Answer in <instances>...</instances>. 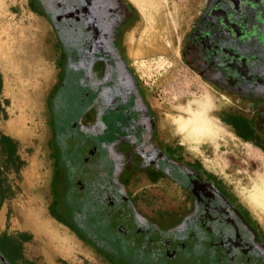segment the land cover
Segmentation results:
<instances>
[{
  "label": "flooded vegetation",
  "instance_id": "1",
  "mask_svg": "<svg viewBox=\"0 0 264 264\" xmlns=\"http://www.w3.org/2000/svg\"><path fill=\"white\" fill-rule=\"evenodd\" d=\"M35 3L59 47L50 111L66 228L106 264H264V239L249 214L213 178L183 164L160 132L123 52L125 2ZM182 56L234 99V134L250 143L264 135V0H203ZM134 174L177 187L175 215H145L128 191ZM21 242L0 233V264L23 263Z\"/></svg>",
  "mask_w": 264,
  "mask_h": 264
},
{
  "label": "rangeland",
  "instance_id": "2",
  "mask_svg": "<svg viewBox=\"0 0 264 264\" xmlns=\"http://www.w3.org/2000/svg\"><path fill=\"white\" fill-rule=\"evenodd\" d=\"M123 1L129 10V24L122 47H125L124 40L131 46L132 54L136 55L133 64L128 63L125 49L124 55L158 113L160 132L172 141L183 164L196 167L213 178L249 214L264 239V135L256 136L254 143L237 137L225 121L228 113L235 111L234 99L212 88L183 60V44L202 9L203 0ZM35 2L0 0V27L22 24L30 29L32 41L41 44L39 57L31 65L33 78L26 79L32 81L27 84L25 96L23 93L18 96L20 89L8 83L12 72L17 74L16 67L6 62V71H2L5 87L0 74V137H9L13 144L11 155L0 144V212L4 215L0 233L5 232L16 239L26 236L20 246L22 264H106L91 247L82 244L65 224L50 214V207L54 205L57 217L62 215L50 111L60 74L59 47L50 24ZM19 33L21 47L27 54L25 30L21 29ZM4 42L0 41L3 53L0 55L9 61L10 54L2 50L9 48L2 45ZM3 89L10 100L3 97ZM198 97L210 101L211 113H214L208 116L220 127H216L218 136L191 137L183 144L177 132L161 122L167 116L179 118L174 110ZM128 191L148 216L151 213L160 217L173 216L175 207L183 199L180 190L170 182L155 183L141 174L129 178ZM43 227L67 242L70 254L67 259L51 254L49 236L36 238L33 235L36 230L44 232Z\"/></svg>",
  "mask_w": 264,
  "mask_h": 264
},
{
  "label": "bare ground",
  "instance_id": "3",
  "mask_svg": "<svg viewBox=\"0 0 264 264\" xmlns=\"http://www.w3.org/2000/svg\"><path fill=\"white\" fill-rule=\"evenodd\" d=\"M130 1L135 2V0H130ZM0 17H1V14H0ZM20 35L21 34L18 32L17 35H15L14 39L9 38L8 41H5L2 44V45H8L9 47L8 50H7V47L2 49L3 51L5 49L6 53L10 54L9 61L7 60L6 57H3V56L1 57L3 53H1V48H0V53H1L0 68L1 70L5 73L6 62L8 64L10 63L13 67L17 68L16 70L17 74L12 72L14 76L11 74L8 80V83L20 89V93H17L18 96L19 94L23 95L24 92L27 91V88H28L27 84L28 85L31 84L32 79H30L29 81H26L27 77L33 78L32 76L33 68L31 67V65L33 64H31L30 58L28 57V52L26 54L23 48L21 47V45L23 44H22V39ZM13 41H15V43ZM124 45H125L124 49H125L126 58L128 60V63L131 65L133 64L132 62L135 60L136 55L132 54L130 50L131 46L129 45V43L126 42V40H124ZM174 111L175 113L178 114L179 118L175 119L172 116H167L166 120L162 121L161 123L169 124L172 127V130L174 132H177L183 144L186 143L191 137L192 138L193 137L203 138L205 136L208 138H213L218 134L216 130V126L208 118V114H210L213 111L212 105L210 101L208 100V98L198 97L196 99L191 100L189 103H186L184 107H180ZM3 223H4V215H3V212H0V224L2 225ZM32 225L34 224L32 223ZM43 231L44 232H42V230H36L33 232V235L36 238L42 237V236H49L50 241H51V244L49 245V248L51 249L50 250L51 254L58 255L64 259H67L70 255L67 252L68 249L66 248L67 242L65 241L66 242L65 243L64 241L59 240L61 238H58L59 236L57 237L55 232H48L47 227L46 228L43 227Z\"/></svg>",
  "mask_w": 264,
  "mask_h": 264
},
{
  "label": "crops",
  "instance_id": "4",
  "mask_svg": "<svg viewBox=\"0 0 264 264\" xmlns=\"http://www.w3.org/2000/svg\"><path fill=\"white\" fill-rule=\"evenodd\" d=\"M4 12H5V8H4ZM0 41L1 42H4L6 40H8L9 38L11 39H14L15 35H17V33L19 31H21V29L25 30V34H26V39H27V43L26 45H28L26 51L28 52V56L30 58V61H31V64L33 62V60L36 58V57H39V51L41 49V44H39L37 41L36 42H33L32 41V38L30 36L31 32H30V29L27 28V27H24V25L20 24V26H12V25H6V26H1L0 27ZM12 31V32H11ZM15 43V41H13ZM16 45V44H14ZM124 52V51H123ZM0 74L2 75V79L4 81V87H5V76L0 68ZM1 92V90H0ZM5 91L3 89L2 91V95L5 99L7 100H10L8 97H6V95L4 94ZM216 112V111H215ZM214 113V112H213ZM211 113V114H213ZM210 114V115H211ZM232 113L228 114V115H231ZM233 115V114H232ZM209 117V116H208ZM209 119L213 122V124L217 127L218 125L211 119V116L209 117ZM167 127V126H166ZM219 127V126H218ZM168 128V127H167ZM220 128V127H219ZM233 133H234V130L232 129ZM6 137V136H5ZM9 138V137H8ZM10 139V138H9ZM11 140V139H10Z\"/></svg>",
  "mask_w": 264,
  "mask_h": 264
},
{
  "label": "trees",
  "instance_id": "5",
  "mask_svg": "<svg viewBox=\"0 0 264 264\" xmlns=\"http://www.w3.org/2000/svg\"><path fill=\"white\" fill-rule=\"evenodd\" d=\"M232 117H234L233 115H227L226 118H225V121L229 124V121L231 119H233ZM237 137H239L240 139H242L243 141H246L247 142V138L246 137H241L239 136L238 134H235ZM0 144L4 146V149L5 151L7 152V154L11 155L13 153V144H12V141L8 138V137H5V136H1L0 137ZM54 205H52L50 207V214L52 215V217L56 218L57 220H60L61 223H63V221L61 220L60 217H57V214L54 212V208H53ZM64 224V223H63ZM21 241L24 239H26V236L22 235L21 236Z\"/></svg>",
  "mask_w": 264,
  "mask_h": 264
}]
</instances>
